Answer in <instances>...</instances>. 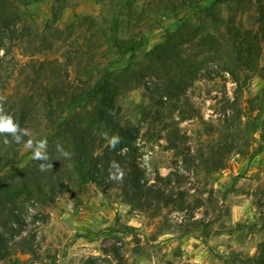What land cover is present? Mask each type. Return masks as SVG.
Segmentation results:
<instances>
[{
    "label": "rangeland",
    "instance_id": "1",
    "mask_svg": "<svg viewBox=\"0 0 264 264\" xmlns=\"http://www.w3.org/2000/svg\"><path fill=\"white\" fill-rule=\"evenodd\" d=\"M173 2L176 8L167 0H4L9 28L1 49L9 51L0 55V105L9 115L26 110L29 140L20 161L0 172V195L24 193L17 170L47 153V92L68 95L107 79L114 85L109 111L123 126L139 129L135 162L147 150L149 184L175 199L149 216L130 209L121 177L105 186L74 177L70 192L40 209L50 221L36 228L38 258L19 254L20 264H257L264 253V56L250 64L241 99L242 119H253L256 130L241 132L226 167L209 173L206 160L220 141L235 83L206 40L213 34L223 42L218 50L225 61L238 51L237 43L226 38L222 0L184 8ZM256 7L237 13V30L256 29ZM172 33L179 42L174 67L187 61L199 70L183 96L162 103L148 87L164 75L150 51ZM94 107L101 103L90 101L72 112L77 119ZM90 128L92 143L103 142L99 153L114 129L106 121ZM259 143L262 151L251 157ZM187 149L194 164L182 160ZM49 163L59 169L63 159ZM168 175L170 183L157 179Z\"/></svg>",
    "mask_w": 264,
    "mask_h": 264
},
{
    "label": "trees",
    "instance_id": "2",
    "mask_svg": "<svg viewBox=\"0 0 264 264\" xmlns=\"http://www.w3.org/2000/svg\"><path fill=\"white\" fill-rule=\"evenodd\" d=\"M167 1L172 3L173 8L177 7L173 0ZM200 1L180 0L178 5L181 8L192 7L198 5ZM222 1L228 12L225 22L226 38L234 45L237 43L238 51H234V56L231 55V61H225L220 57L218 50L223 42L213 34L210 36L211 39L206 40L209 47L217 51L215 57L219 58L221 68L229 73L235 83L233 99L229 103L230 112L224 114L220 141L216 143L210 160H206L209 173L226 167L229 155L237 148L241 132L244 131L248 135L256 130L253 119L248 118L244 121L242 119L245 112L241 106V99L245 77H249L246 73L251 68L250 64L264 56V0ZM254 4L257 5L256 29L247 32L237 30L235 20L237 13ZM6 10L4 0H0V49L4 47L3 30L9 28ZM57 16L58 10L55 9L53 17ZM177 37V33L169 34L163 42L156 44L150 51L151 60L163 66L164 75L161 80L151 82L152 85L148 87L151 93L158 95L162 103L166 99L183 96L199 70L198 66L187 61H184L183 66L176 64L174 67L172 57L179 55ZM136 49L131 48L132 52ZM3 50L4 53L9 51L6 47ZM108 82L107 79H101L93 84L87 83L84 87L69 92L68 95L59 91L47 92L43 102L44 117L49 128L48 134L44 137L47 153L41 161L35 160L32 164H26L17 170L16 178L24 183L23 188H27L24 193L18 191L10 196V191H3L0 195V264L22 263L19 254L38 258L36 228L50 221V214L40 209L52 205L59 193L70 192L69 184L73 182L74 177L98 186L111 184L116 178L121 177L119 178L122 184L121 190L130 204V209H137L149 216L159 213L160 203L168 205L175 201L173 196L165 194L160 185L149 184L151 179L149 173L135 162L133 141L139 134V129L123 126L109 111L113 102L114 85ZM90 101L101 103V107L99 109L94 107L95 111L85 110L82 115H76V119L72 109L84 106ZM26 117L27 113L23 108L19 115L14 113L9 115V110L0 105V121H11L14 126L12 130L0 131V172L6 166L20 161V152L29 140ZM102 121L113 127V138L101 152L94 153L103 142L100 140L98 144L92 143L90 126L99 127ZM245 144L248 145L247 140ZM123 147H127L124 153L119 151ZM261 151L259 143L251 153V157ZM57 158L63 159L62 168L55 169V165L50 163L48 166L50 160ZM182 160L188 165L195 163V158L189 154V149L184 152ZM157 177L159 181L171 182L170 175ZM176 179L179 181L183 178ZM255 260L257 264H264V253ZM92 261L93 259L90 260Z\"/></svg>",
    "mask_w": 264,
    "mask_h": 264
},
{
    "label": "built area",
    "instance_id": "3",
    "mask_svg": "<svg viewBox=\"0 0 264 264\" xmlns=\"http://www.w3.org/2000/svg\"><path fill=\"white\" fill-rule=\"evenodd\" d=\"M139 141V140H138ZM137 141V144L139 145V142ZM127 150V147L121 148L119 151L124 153ZM137 163L141 168H148V153L144 151L143 153L139 154L137 156Z\"/></svg>",
    "mask_w": 264,
    "mask_h": 264
},
{
    "label": "clouds",
    "instance_id": "4",
    "mask_svg": "<svg viewBox=\"0 0 264 264\" xmlns=\"http://www.w3.org/2000/svg\"><path fill=\"white\" fill-rule=\"evenodd\" d=\"M0 55H3V50L0 49ZM13 125L11 123V121H0V131L3 130H12L13 129Z\"/></svg>",
    "mask_w": 264,
    "mask_h": 264
},
{
    "label": "crops",
    "instance_id": "5",
    "mask_svg": "<svg viewBox=\"0 0 264 264\" xmlns=\"http://www.w3.org/2000/svg\"><path fill=\"white\" fill-rule=\"evenodd\" d=\"M106 223H108V222H106Z\"/></svg>",
    "mask_w": 264,
    "mask_h": 264
}]
</instances>
